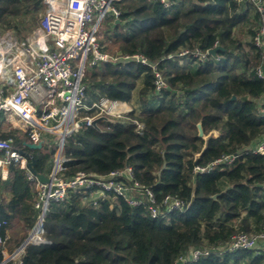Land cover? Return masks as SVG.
<instances>
[{
	"label": "trees",
	"instance_id": "16d2710c",
	"mask_svg": "<svg viewBox=\"0 0 264 264\" xmlns=\"http://www.w3.org/2000/svg\"><path fill=\"white\" fill-rule=\"evenodd\" d=\"M115 5L119 21L107 16V34L98 40L117 43L122 54L142 53L157 61L168 88L155 93L150 67L133 61L87 69V102L104 97L131 104L140 82L139 114L133 108L127 119H100L97 126L67 136L63 173L106 174L129 165L158 199L170 193L185 202V209L152 218L145 204L130 206L110 193L93 205L83 202L89 192H74L65 202L49 205L43 219L47 242L28 244L23 264H175L191 247L211 251L237 232L264 228V154L243 151L264 134V80L254 73L256 30H249L245 44L235 35L249 19L250 6L241 0H174L169 8L157 0ZM43 9V0H0V33L23 38L38 25ZM216 40L222 49L206 60L178 55L182 49H210ZM134 118L144 124L141 134ZM197 123L204 137L198 136ZM9 135L15 134L0 132ZM26 150L34 157V171L49 174L53 148ZM237 151L232 164L193 173L195 165ZM2 190L10 195L0 197L7 230L13 219L31 228L38 212L25 170L8 165L6 178L0 174ZM185 264H264V249L212 251Z\"/></svg>",
	"mask_w": 264,
	"mask_h": 264
},
{
	"label": "built area",
	"instance_id": "2783aa9c",
	"mask_svg": "<svg viewBox=\"0 0 264 264\" xmlns=\"http://www.w3.org/2000/svg\"><path fill=\"white\" fill-rule=\"evenodd\" d=\"M121 0H43L44 9L40 21L23 38L13 32L0 35V121L6 120L27 135L28 142L54 145V163L48 181L41 182L28 168L26 145H18L12 137L0 136L1 176L6 178L7 167L17 165L25 170L33 187V208L38 212L36 221L26 237L13 250H6L8 221L0 218V264H23L24 249L28 244L46 243L43 219L49 205L65 202L74 192H89L83 202L93 205L110 193L120 196L130 206L145 204L152 218H161L175 211H183L185 202L166 193L158 199L147 186L134 178L132 167L127 165L106 174L77 171L65 176L62 156L67 136L81 127L93 125L95 119L123 118L126 109L122 102L101 97L87 102V84L83 80L87 69L103 62L133 61L150 67L153 75V91L160 93L168 88L165 75L158 62H151L142 53L113 55L104 50L98 40V29L107 16L118 19ZM169 8L174 0H157ZM248 4L257 20L252 43L259 62L254 73L264 80V0H241ZM214 41L213 47L218 46ZM211 49V48H210ZM209 49H182L179 56L193 54L198 60H206ZM128 113V112H127ZM136 131L141 134L144 124L132 119ZM217 133H212L215 136ZM52 138V139H51ZM245 152L264 154V134L253 144L243 148ZM240 151L221 155L207 165H195L193 173H207L214 168L232 164ZM1 204V201H0ZM2 229L5 233L2 234ZM242 249H264V228L258 232H237L230 240L211 251L191 247L180 255L175 264H185L213 252Z\"/></svg>",
	"mask_w": 264,
	"mask_h": 264
},
{
	"label": "rangeland",
	"instance_id": "374dc122",
	"mask_svg": "<svg viewBox=\"0 0 264 264\" xmlns=\"http://www.w3.org/2000/svg\"><path fill=\"white\" fill-rule=\"evenodd\" d=\"M108 21L103 20V22L100 24L99 26V29H98V39L99 40H102L104 39L105 37V34H107V32H105V30L108 27ZM236 36L237 38L242 42V44H245L247 42H249L251 40V37L250 39H248V32H243L242 29L240 27H237L236 29ZM7 31V30H6ZM5 31H2L0 33L3 34ZM110 32H108L109 34ZM104 48L106 49V51H108L109 53L113 54V55H117L119 53V50H118V44L117 43H114V42H111V41H107L105 42V44H103ZM141 83L139 82L137 84V87L133 90V97H132V101H131V104H127V103H123L124 105V108L126 109L125 111V115H124V119H127V112H129L130 110H132L133 108L135 109V114H139V106L137 104V89L140 87ZM6 127V130H10L11 133H15V135L20 138V137H23L24 135L21 134L20 130L14 128V127H9L7 126V124L4 125ZM213 134L215 132H212ZM206 138V137H205ZM45 145H52V140H50L49 143H46L44 144ZM54 161V160H53ZM54 163V162H53ZM0 174H1V171H0ZM2 200V199H1ZM29 228L26 227V225L19 219H13L9 225V228H8V235L10 236L7 241H6V248L9 250L15 246H18L16 243H17V240H19L21 237L25 238L26 235H27V232H28ZM22 242V241H21Z\"/></svg>",
	"mask_w": 264,
	"mask_h": 264
},
{
	"label": "crops",
	"instance_id": "0c3cea01",
	"mask_svg": "<svg viewBox=\"0 0 264 264\" xmlns=\"http://www.w3.org/2000/svg\"><path fill=\"white\" fill-rule=\"evenodd\" d=\"M245 7V4L244 5H242V7H241V9H243ZM240 9V10H241ZM248 16H250V17H247V18H249L246 22H244L242 25H241V29H242V31L243 32H248V39H250V34H249V30H251V29H253V30H256L257 29V20L255 19V16H254V13H253V11H252V9H251V7H250V15H248ZM237 29V28H236ZM237 31V30H236ZM5 124H7V126H9L10 128L11 127H14V128H16V129H18V130H20V132H21V134H23L24 136L23 137H20V138H18L16 135H9L8 137H12L13 139H14V141L18 144V145H26V143H28V140H27V135H26V133L23 131V130H21L20 128H17L16 126H13L12 124H10L8 121H6V120H1L0 121V132H9L10 130H6V127L4 126ZM215 133H217L216 131H214ZM15 134V133H14ZM45 144V143H44ZM44 144L42 145V147H44ZM46 147H47V149H52L53 147H54V145L52 144V145H45ZM27 146H25V148H26ZM29 152V151H28ZM7 170H8V167L6 168ZM0 171H1V169H0ZM3 178V177H2ZM1 195H0V197H1V199L3 198V199H5V200H7L8 199V197L10 196L9 195V192L8 191H4V190H2L1 191V193H0ZM7 232H8V230H7ZM9 233V232H8ZM9 236V235H8ZM10 237V236H9ZM17 246H15L14 248H16ZM13 248V249H14ZM6 250L7 251H9L7 248H6Z\"/></svg>",
	"mask_w": 264,
	"mask_h": 264
},
{
	"label": "water",
	"instance_id": "95a60500",
	"mask_svg": "<svg viewBox=\"0 0 264 264\" xmlns=\"http://www.w3.org/2000/svg\"><path fill=\"white\" fill-rule=\"evenodd\" d=\"M115 21L117 22V21H119L118 19H115ZM222 49V47L220 46V45H218V46H216V47H214V48H211V49H209L208 51H209V53L211 54V55H214V54H216L219 50H221ZM232 98H234V96H232ZM101 119V118H100ZM99 118L98 119H95L92 123H93V125H95L99 120H100ZM196 126H197V129H198V136L199 137H204V134H203V129H202V126H201V124L200 123H197L196 124ZM207 138V137H206ZM26 146L29 148V149H38V148H41L42 147V144L41 143H31V142H28V143H26ZM25 155H26V157L28 158V168L37 176V178L41 181V182H46V181H48V178L44 175V174H40V173H36L35 171H34V169H33V164H34V157H33V155H32V153L31 152H25ZM213 197H215V195L213 196Z\"/></svg>",
	"mask_w": 264,
	"mask_h": 264
}]
</instances>
